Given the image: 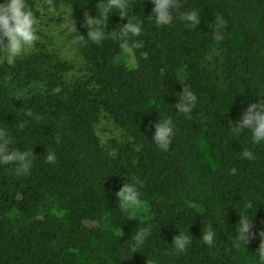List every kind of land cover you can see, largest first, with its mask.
Returning <instances> with one entry per match:
<instances>
[{
    "label": "trees",
    "instance_id": "obj_1",
    "mask_svg": "<svg viewBox=\"0 0 264 264\" xmlns=\"http://www.w3.org/2000/svg\"><path fill=\"white\" fill-rule=\"evenodd\" d=\"M43 1L68 9L84 65L73 73L38 41L14 65L0 61V129L10 150L30 154L24 173L0 165V264H258L264 142L233 125L264 103V0H177L160 25L151 0H126L142 28L127 37V17L115 8L105 16V0ZM26 3L38 18L35 0ZM192 11L199 19L190 22L182 13ZM87 17L104 25L103 40L85 42ZM183 90L196 96L187 113L175 108ZM102 117L120 139L101 140ZM159 118L174 126L168 151L152 142ZM124 182H135L141 201L126 210L115 196ZM144 226L151 234L137 241ZM208 229L212 245L201 239ZM179 232L190 240L184 252L172 246Z\"/></svg>",
    "mask_w": 264,
    "mask_h": 264
},
{
    "label": "clouds",
    "instance_id": "obj_2",
    "mask_svg": "<svg viewBox=\"0 0 264 264\" xmlns=\"http://www.w3.org/2000/svg\"><path fill=\"white\" fill-rule=\"evenodd\" d=\"M153 5L152 14L158 25L167 23L171 13L181 4L177 0H151ZM117 9L121 17H127V23L121 28L123 37L139 36L142 28L139 23L129 18L126 0H105L103 10L105 16L113 9ZM52 11L58 16L60 13L56 9ZM190 22L199 19L196 12L182 13ZM86 24L89 31L85 42L91 40L99 42L104 39V25L94 17H87ZM38 18L33 10L27 5L26 0H0V61L12 66L27 49L34 46L38 40L37 35ZM217 25L222 26L223 20L218 19ZM216 39H222V34L217 33ZM139 43L133 42L131 46H126V51L131 52L133 48L139 47ZM196 102V96L190 91H182L179 95L175 108L178 112L187 113L191 110ZM234 130L240 135L243 129H250L251 141L253 144L264 142V103L259 97L255 102L250 103L246 110L241 114L239 120L234 122ZM154 135L152 142L161 150L168 151L174 136V126L171 119L159 118V122L154 125ZM5 130L0 129V165L16 166V173L21 174L28 170L30 165V154L20 149H9V145H14ZM239 153L245 159H252L253 153L249 150L242 149ZM48 163H55V155L49 153L46 156ZM118 207L126 210L128 207H134L140 204V194L136 190L135 182L126 184L125 182L115 193ZM251 223L241 214L237 234L240 235L244 243H247ZM151 234V226L139 228L136 232L135 239L143 242ZM264 235V234H262ZM216 233L213 229L206 230L201 239L206 245H212ZM190 240L187 236L178 235L173 237L172 246L177 252H184ZM256 256L258 264H264V241L261 242L257 249Z\"/></svg>",
    "mask_w": 264,
    "mask_h": 264
},
{
    "label": "rangeland",
    "instance_id": "obj_3",
    "mask_svg": "<svg viewBox=\"0 0 264 264\" xmlns=\"http://www.w3.org/2000/svg\"><path fill=\"white\" fill-rule=\"evenodd\" d=\"M36 8L39 10L37 35L38 42L45 48L56 50L58 54L68 59L74 65L73 73L82 74L84 62L76 49L74 33L68 20V9H56L60 15H56L46 2L35 0ZM36 45L27 49L24 53L32 50ZM99 137L102 141L110 138L120 139L122 131L116 128L110 119L102 117L97 127Z\"/></svg>",
    "mask_w": 264,
    "mask_h": 264
}]
</instances>
